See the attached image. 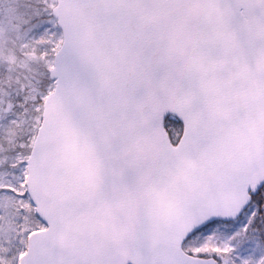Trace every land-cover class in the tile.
<instances>
[{"label": "snow or ice", "instance_id": "snow-or-ice-1", "mask_svg": "<svg viewBox=\"0 0 264 264\" xmlns=\"http://www.w3.org/2000/svg\"><path fill=\"white\" fill-rule=\"evenodd\" d=\"M0 264H264V0H0Z\"/></svg>", "mask_w": 264, "mask_h": 264}]
</instances>
